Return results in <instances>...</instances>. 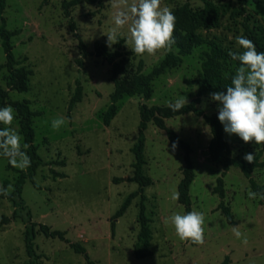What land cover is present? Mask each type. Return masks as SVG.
I'll return each mask as SVG.
<instances>
[{"label":"rangeland","instance_id":"374dc122","mask_svg":"<svg viewBox=\"0 0 264 264\" xmlns=\"http://www.w3.org/2000/svg\"><path fill=\"white\" fill-rule=\"evenodd\" d=\"M215 1L219 4L234 2ZM62 2L8 0L4 11L7 27L19 30L12 38L14 54L22 62L20 65L34 71L28 91L9 90L8 94L9 100H29L31 108L39 113L33 118L34 143L46 165L35 175L40 188L27 181L22 194L32 220L65 231L72 242L87 248L97 264H222L226 256H230V264H264V199L259 196L249 199L248 191L253 189L241 169L231 167L224 174L223 167L211 161L210 126L203 117L193 113L169 118L166 122L193 148L191 156L196 177L190 195L192 210L202 212L205 217V243L200 246L182 242L174 227L165 223L173 213H186L179 200L171 199L183 177L184 151L178 147L173 150L166 131L153 123L146 130L147 162L144 165V172L154 181L145 188L147 214L152 220L153 237L149 247L152 255L145 258L134 255V244L140 231V196L133 200L123 216L115 220L113 233V215L125 198L139 187L129 178L134 175L132 148L139 137L140 105H167L181 98L190 102L197 95L203 53L210 45L205 43L195 48L191 54L184 55L178 65L155 78L150 99L124 96L119 101L116 116L106 125L104 114L114 91L113 67L96 55L85 57L83 67H79L76 60L82 56L80 40L90 51L96 41L106 43L105 34L114 27L115 9L111 0H98L93 4L82 3L67 15ZM185 2H190L193 7L203 6L202 0H163L171 10ZM247 12L252 14V24L264 28V2H250ZM243 22L242 16L232 18L230 12H223L217 27L201 30V33L232 51H242L236 47L235 37L246 36ZM128 35V26H125L118 37L126 40ZM116 47L122 51L119 60L124 65V73L119 79L127 81L138 75L141 60V72L149 73L168 52L138 56L125 42L119 46L116 43L111 49ZM171 50L178 51L176 48ZM5 62L0 36V65ZM225 67L227 72H236L239 66L227 63ZM8 75L6 67L0 68V86L5 89H9ZM78 78L83 85V98L70 111L69 103ZM210 94L203 95L199 104L208 114L218 112L219 103L212 100ZM15 117L12 127L21 135L23 147L24 138L16 110ZM61 117L66 118V123L54 130L52 121ZM227 136L235 157L243 158L252 152L255 156L260 154V160L264 161V145L246 144L235 134ZM60 160H65L66 165L52 164ZM9 164L7 158H0V185L5 188L8 185L14 187L17 175ZM52 168L66 176L55 179ZM220 176L224 178V201L231 208L236 221L234 225L228 223L219 208L222 199L214 192ZM253 176L264 185V165L257 168ZM115 178L123 180L116 182ZM5 179L10 181L8 185L4 184ZM13 212L12 202L0 195V218L11 216ZM26 213L22 211L21 217L0 229V264H29L24 242L23 217H27ZM233 226L247 237V244L234 236ZM35 244L41 255L40 264H87L84 254L75 252L59 238L46 237L38 231Z\"/></svg>","mask_w":264,"mask_h":264},{"label":"trees","instance_id":"16d2710c","mask_svg":"<svg viewBox=\"0 0 264 264\" xmlns=\"http://www.w3.org/2000/svg\"><path fill=\"white\" fill-rule=\"evenodd\" d=\"M7 1L8 0H0V36L6 55V62L3 65H0V68L6 67L9 72V78L7 81L9 89L0 86V107L11 105L17 111L20 118V127L24 138V145H27L26 148L22 147V150L30 157L31 164L25 170L15 168L9 164L10 169H14L17 172L14 180V191L11 195L6 197L12 202L14 212L11 216L3 215L0 218V229L21 217L20 214L22 211H26L27 217H23L25 222L24 242L29 256V264H40L41 255L37 252L35 244L38 231L43 233L46 237L59 238L62 241L67 242L75 252L85 255L87 264H97V262L89 256L87 248L78 242H72L66 236L65 231L53 229L47 224L33 221L32 213L22 196L24 185L27 181H31L36 187L40 188L35 181V175L41 166L46 165V161L39 154L38 147L34 143L35 128L33 126V118L39 113L31 108L30 101L27 99H8L9 90H16L19 92L29 90L30 79L34 74V71L24 65H20L22 62L18 60L14 54L12 38L19 33V30H11L7 27L6 19L4 17ZM97 1L98 0H63L62 5L64 12L69 15L74 7L82 3L93 4ZM202 1V7H193L190 2H185L172 10L176 16L174 32L175 44L172 48H176L178 51H168L161 62L149 73L141 72L143 66V61L141 60L138 75L130 81L119 79V76L124 73V65L119 60L122 51L118 47L112 50L106 45V43L96 41L94 49L90 51L83 40H80L79 43V48L82 52V56L76 60L79 67L84 66V58L89 55L103 57L113 67L112 78L114 80V91L111 94V103L104 114V122L106 125H109L111 120L116 116L119 109V101L124 96L137 95L145 99H150L154 93L153 81L155 78L165 73L168 69L178 65L182 61V57L191 54L195 48L200 47L205 43L210 45V48L203 53L197 95L188 102L184 108L178 112H174L167 107V105L149 106L146 103L140 105L141 120L139 123V137L132 148L135 156L133 162L134 175L129 178L130 181L138 183L139 187L136 191L131 192L125 198L123 204L111 219L112 230L114 233L116 227L115 220L123 216L133 200L140 196L138 213L140 231L138 233L137 241L134 244V255L137 258H145L152 255V251L149 248L153 237L151 229L152 220L147 214V196L145 194V188L152 185L154 181L144 172V165L147 162L145 157L146 130L150 123L165 130L169 142L172 145L175 142L177 147L184 151L185 166L182 169L183 177L178 185V192L180 193L179 202L185 206L186 212L192 211L190 188L196 177L194 162L191 156L193 148L189 141L182 138L178 132L172 127H169L166 122L167 119L179 115L193 113L196 116L203 117L206 123L210 126L212 134L209 143V156L211 161L217 165H221L224 169V174L231 167L241 169L245 177L248 178L253 191L258 194L264 193V185L259 184L253 176V172L264 165V161L260 160L261 155L259 154L255 156L253 163H248L241 157H235L231 142L228 139L227 133L224 131V126L218 120V112L208 114L199 105L203 95L225 90L224 88L231 85V78L235 75V71L232 70L227 72L225 64L236 63L237 66H239V62L233 61L228 55L229 48L223 46V44L217 40L206 38L201 33V30H209L217 27L220 23L223 12H230L232 18L240 16L244 18L243 23L246 36L254 41L259 51H264V28L261 25L252 24V14L247 12V6L250 2L263 3L264 0H234L235 3L230 1L227 4H219L215 0ZM72 28H74V24H72ZM117 39L119 40L117 46L125 42L124 38L118 37ZM82 98L83 85L81 79L78 78L76 79L74 95L69 103V110H73L75 105L82 101ZM3 127L4 125L0 124V129ZM0 158H3V156H0ZM54 163L62 166L66 165L65 160L52 162V164ZM51 172L55 179L57 177L66 176L64 172L57 171L53 168L51 169ZM122 180L123 178L114 179L116 182ZM9 183L10 181L8 179L4 180L5 185H8ZM214 192L222 199L219 208L225 215L228 223L232 225L236 224L230 206L224 201L225 190L223 176L218 178ZM230 262V256H226L222 264H230Z\"/></svg>","mask_w":264,"mask_h":264},{"label":"clouds","instance_id":"9594fccd","mask_svg":"<svg viewBox=\"0 0 264 264\" xmlns=\"http://www.w3.org/2000/svg\"><path fill=\"white\" fill-rule=\"evenodd\" d=\"M114 27L105 35L106 45L119 42V32L128 26L126 46L132 53L143 56H155L157 52L170 51L175 44L176 16L173 11L163 4V0H111ZM235 45L242 51L229 50L228 55L233 61L239 62L235 75L231 78V85L225 90L210 94L211 99L218 103V120L224 126V131L235 134L244 143L264 145V51H259L253 40L244 35L235 37ZM188 103L187 98L169 102L167 107L178 112ZM15 110L11 105L0 107V156L16 168L25 170L31 164V159L22 150V137L12 125L15 120ZM66 123V118L52 121V128H59ZM27 145H23L26 148ZM177 144L172 145L175 150ZM248 163H253L255 155L246 153L243 157ZM14 191L12 185L5 188L0 185V195L7 197ZM264 199V193L248 191L249 199ZM180 193H172L171 199L178 201ZM166 224L174 227L175 234L182 242L202 246L205 243V217L202 212L192 210L184 214L173 213L165 220ZM233 234L247 244V237L233 226Z\"/></svg>","mask_w":264,"mask_h":264}]
</instances>
